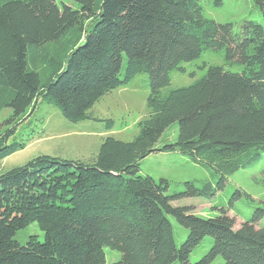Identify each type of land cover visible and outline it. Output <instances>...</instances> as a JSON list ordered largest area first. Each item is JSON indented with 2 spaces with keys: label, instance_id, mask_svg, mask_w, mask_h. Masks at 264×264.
Listing matches in <instances>:
<instances>
[{
  "label": "trees",
  "instance_id": "16d2710c",
  "mask_svg": "<svg viewBox=\"0 0 264 264\" xmlns=\"http://www.w3.org/2000/svg\"><path fill=\"white\" fill-rule=\"evenodd\" d=\"M66 1L0 0V111L13 112L0 161L32 138L16 136L18 122L39 103L69 121H103L113 129L114 119L92 108L145 73L147 114L133 139L107 136L92 159L40 154L0 171V264H209L218 256L224 264H264V226L256 225L264 207L235 228L225 208L205 218L172 204L214 196L230 175L262 157L264 26L246 18L235 32L233 23L207 18L199 0ZM254 2L264 7V0ZM206 50L224 51L225 64L242 70L209 65L193 83L168 88L171 72L186 71L183 63ZM175 122L177 140L158 146ZM155 151H178L207 166L219 175L217 186L186 181L169 195L168 179L140 174L141 161ZM171 217L189 230L180 246ZM33 222L44 240L19 242L17 230ZM206 236L212 246L191 262ZM107 246L121 258L108 263Z\"/></svg>",
  "mask_w": 264,
  "mask_h": 264
},
{
  "label": "rangeland",
  "instance_id": "374dc122",
  "mask_svg": "<svg viewBox=\"0 0 264 264\" xmlns=\"http://www.w3.org/2000/svg\"><path fill=\"white\" fill-rule=\"evenodd\" d=\"M61 1V0H59ZM66 1V0H65ZM203 13L207 18L220 23H233L234 31L241 32L242 21L246 18L257 20L264 26V7H259L254 0H224L216 5L214 0H199ZM75 4L74 2H68ZM61 3V2H59ZM126 61L123 70L125 71ZM209 65H225L232 71H241L238 64L226 65L224 51L206 50L202 55L183 63L186 71L171 72V83L168 88L185 86L202 77ZM150 93L149 75L140 73L126 86L119 87L104 95L92 108L98 117L114 119L113 129H108L102 121L83 120L69 121L62 112L52 104L39 103L34 113H29L18 122L16 136H31L24 149H21L0 161V171L23 165L40 154H50L63 158L92 159L99 153L100 146L107 136L131 140L137 134L138 122L147 114V98ZM12 109L6 107L0 111V138L9 128ZM32 114V115H31ZM179 134L177 122L170 125L163 133L158 146L164 142H175ZM14 137H10L11 139ZM140 174L149 175L155 180L166 178L170 181L167 190L169 195L184 190L186 181L202 182L210 180L217 186L219 175L207 166L193 161L189 156L178 151H155L141 161ZM240 194L237 195V192ZM173 205L190 206L191 212L202 217H214L225 208L235 218V228L242 222L254 217L258 207H264V153L252 165L241 168L230 175L222 188H217L214 196L180 197L172 200ZM174 226V238L178 246L186 239L189 230L171 217ZM264 226V215L256 224ZM35 235L44 240L45 233L37 222L17 230L16 239L26 243L30 236ZM213 238L206 236L192 251L190 261L196 262L210 249ZM106 261H117L122 254L119 250L105 247ZM222 256H218L209 264H224ZM175 264H181L176 262Z\"/></svg>",
  "mask_w": 264,
  "mask_h": 264
}]
</instances>
